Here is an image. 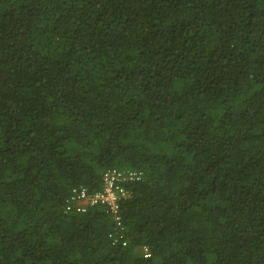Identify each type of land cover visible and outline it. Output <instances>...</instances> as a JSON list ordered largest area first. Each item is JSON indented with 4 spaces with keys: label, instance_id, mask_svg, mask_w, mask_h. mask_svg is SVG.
<instances>
[{
    "label": "trees",
    "instance_id": "1",
    "mask_svg": "<svg viewBox=\"0 0 264 264\" xmlns=\"http://www.w3.org/2000/svg\"><path fill=\"white\" fill-rule=\"evenodd\" d=\"M0 264H264V0H0Z\"/></svg>",
    "mask_w": 264,
    "mask_h": 264
},
{
    "label": "built area",
    "instance_id": "2",
    "mask_svg": "<svg viewBox=\"0 0 264 264\" xmlns=\"http://www.w3.org/2000/svg\"><path fill=\"white\" fill-rule=\"evenodd\" d=\"M142 175L136 171H121L109 169L103 174L102 189L95 193L88 192L85 188H76L72 191L66 202V211L69 213H85L90 208L105 206L111 214L113 222L118 229L122 228V218L119 212L120 203L130 197L126 184L141 180ZM114 243L126 246L123 236L113 239ZM145 257L151 255L145 250Z\"/></svg>",
    "mask_w": 264,
    "mask_h": 264
}]
</instances>
